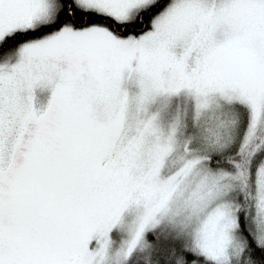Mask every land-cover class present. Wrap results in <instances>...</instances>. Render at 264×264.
Wrapping results in <instances>:
<instances>
[{
    "label": "snow or ice",
    "instance_id": "6c2138e0",
    "mask_svg": "<svg viewBox=\"0 0 264 264\" xmlns=\"http://www.w3.org/2000/svg\"><path fill=\"white\" fill-rule=\"evenodd\" d=\"M0 264H264V0H0Z\"/></svg>",
    "mask_w": 264,
    "mask_h": 264
}]
</instances>
